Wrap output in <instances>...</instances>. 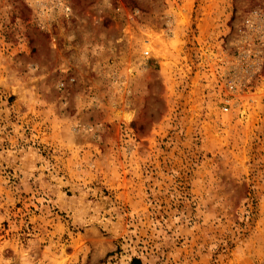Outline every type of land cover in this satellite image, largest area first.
Instances as JSON below:
<instances>
[{
  "label": "rangeland",
  "instance_id": "374dc122",
  "mask_svg": "<svg viewBox=\"0 0 264 264\" xmlns=\"http://www.w3.org/2000/svg\"><path fill=\"white\" fill-rule=\"evenodd\" d=\"M68 3L0 0V264H264V0Z\"/></svg>",
  "mask_w": 264,
  "mask_h": 264
},
{
  "label": "built area",
  "instance_id": "2783aa9c",
  "mask_svg": "<svg viewBox=\"0 0 264 264\" xmlns=\"http://www.w3.org/2000/svg\"><path fill=\"white\" fill-rule=\"evenodd\" d=\"M36 3L39 7H42L43 10H52L57 15L66 16L71 12L68 0H36ZM150 53V51L145 52L146 56H149Z\"/></svg>",
  "mask_w": 264,
  "mask_h": 264
},
{
  "label": "trees",
  "instance_id": "16d2710c",
  "mask_svg": "<svg viewBox=\"0 0 264 264\" xmlns=\"http://www.w3.org/2000/svg\"><path fill=\"white\" fill-rule=\"evenodd\" d=\"M130 264H142L139 258H133Z\"/></svg>",
  "mask_w": 264,
  "mask_h": 264
}]
</instances>
